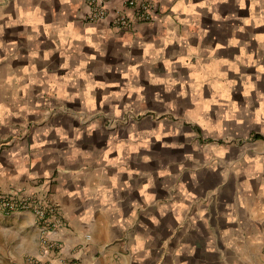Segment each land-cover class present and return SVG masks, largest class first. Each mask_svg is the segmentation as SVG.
<instances>
[{"label": "crops", "instance_id": "obj_1", "mask_svg": "<svg viewBox=\"0 0 264 264\" xmlns=\"http://www.w3.org/2000/svg\"><path fill=\"white\" fill-rule=\"evenodd\" d=\"M150 1L0 0V264H264V0Z\"/></svg>", "mask_w": 264, "mask_h": 264}, {"label": "built area", "instance_id": "obj_2", "mask_svg": "<svg viewBox=\"0 0 264 264\" xmlns=\"http://www.w3.org/2000/svg\"><path fill=\"white\" fill-rule=\"evenodd\" d=\"M90 12L89 21L99 22L111 16L105 0H87ZM126 9L112 13V23L117 27L128 28L136 21H149L157 17L154 4L150 0H125ZM133 10V11H132ZM0 210L5 214L29 211L35 216L41 234V244L45 251L53 250V234L60 226L58 207L46 193L31 194L0 191Z\"/></svg>", "mask_w": 264, "mask_h": 264}]
</instances>
